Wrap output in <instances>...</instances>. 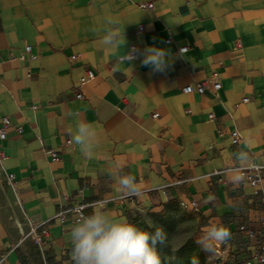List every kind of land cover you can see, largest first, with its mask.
<instances>
[{
    "label": "crops",
    "instance_id": "crops-1",
    "mask_svg": "<svg viewBox=\"0 0 264 264\" xmlns=\"http://www.w3.org/2000/svg\"><path fill=\"white\" fill-rule=\"evenodd\" d=\"M109 16L127 48L170 50L166 71L106 50ZM87 70L93 78L80 84ZM202 82L203 94L181 91ZM76 113L98 130L94 158L72 143ZM1 130L0 264H73L69 210L90 214L100 201L131 223L175 202L206 264H257L264 171L250 187L232 184L226 169L241 148L264 166V0H0ZM116 162L136 176L141 198L117 191ZM210 222L231 231L212 250L199 242ZM37 227L48 232L41 245L29 236Z\"/></svg>",
    "mask_w": 264,
    "mask_h": 264
},
{
    "label": "clouds",
    "instance_id": "clouds-1",
    "mask_svg": "<svg viewBox=\"0 0 264 264\" xmlns=\"http://www.w3.org/2000/svg\"><path fill=\"white\" fill-rule=\"evenodd\" d=\"M103 33L100 44L118 54L120 63L131 65L138 56H142L141 63L154 73H163L170 66L171 53L168 49L153 45L139 52L138 49L127 48V40L124 31L119 30L117 18H105ZM74 117L75 126L69 130L72 143L85 157L94 158L100 144L98 130L79 113ZM234 160L235 163L226 169V175L232 184L240 185L246 179L244 172L258 166L244 148L235 153ZM114 169L112 179L117 191L125 197L141 198L143 189L136 176L123 172V165L119 162L114 164ZM77 215L69 237L73 264H161L157 244H163L167 239L162 227L154 226L155 231L150 233L129 222L126 217H116L106 211L102 201L97 202L90 214ZM230 237L228 226L210 222L199 242L212 250L210 242L221 244Z\"/></svg>",
    "mask_w": 264,
    "mask_h": 264
},
{
    "label": "built area",
    "instance_id": "built-area-1",
    "mask_svg": "<svg viewBox=\"0 0 264 264\" xmlns=\"http://www.w3.org/2000/svg\"><path fill=\"white\" fill-rule=\"evenodd\" d=\"M137 7L140 10H144V11H151L153 10V3L152 2H147V3H139L137 4ZM139 31H142V28L139 29ZM169 42V40L167 41V43ZM130 48H135L134 46L130 47ZM136 49V48H135ZM187 48L183 47L179 49V53H184L186 52ZM25 53H30V47L26 46L25 47ZM33 59V57H32ZM93 78V74L91 71L87 70L86 71V76L84 78H81L80 80V84H84L87 80H91ZM207 89L206 83L202 82L200 84H197L195 89L192 88L191 86H185L184 88H182V93L183 94H192V93H196V94H203L204 91ZM211 89L213 91H218L220 89V84L217 81H211ZM81 96L79 94L76 95V98H80ZM248 100L247 99H243L242 103H246ZM152 117H155V115H153ZM209 118H212V115L208 116ZM9 125V121L8 119H4L2 121V128H6ZM17 133H20V128L17 129ZM5 138V134L3 132V130L0 131V140H3ZM231 138V143L233 145H236L239 143L240 141V135L237 132H232L230 135ZM70 144L69 141H66L65 145L68 146ZM0 157H2V153L0 152ZM51 160L52 161H56L57 160V156L56 154L53 152L51 154ZM262 171H264V166L262 167H256L254 169H250V170H246L244 172V175L246 177L245 179V183L248 184L250 187H256L260 184L262 178H261V173ZM12 178V176H7V180L9 181ZM70 212L74 213L76 215V219L78 218V213H83L85 214V206L82 204H79L75 207H72L70 210ZM60 219H63V215H60ZM259 225H260V230H261V238L258 242V248H257V253L255 256L256 262L257 264H264V216L261 217L260 221H259ZM48 232L45 228L43 227H37V228H31L30 232H29V236L31 237L32 241L36 244V245H41L43 243V239L47 238Z\"/></svg>",
    "mask_w": 264,
    "mask_h": 264
},
{
    "label": "rangeland",
    "instance_id": "rangeland-1",
    "mask_svg": "<svg viewBox=\"0 0 264 264\" xmlns=\"http://www.w3.org/2000/svg\"><path fill=\"white\" fill-rule=\"evenodd\" d=\"M133 224L150 233L155 231L154 226L162 227L167 239L161 246L167 248L171 255L186 241H193L196 235L195 225L178 206L175 210H171L165 218H159L150 213L140 214Z\"/></svg>",
    "mask_w": 264,
    "mask_h": 264
},
{
    "label": "trees",
    "instance_id": "trees-1",
    "mask_svg": "<svg viewBox=\"0 0 264 264\" xmlns=\"http://www.w3.org/2000/svg\"><path fill=\"white\" fill-rule=\"evenodd\" d=\"M176 208L177 204L175 202H168L159 213H152L151 215L165 218L171 210H175ZM157 251L161 264H206V258L194 240L186 241L173 255L161 244H157Z\"/></svg>",
    "mask_w": 264,
    "mask_h": 264
}]
</instances>
